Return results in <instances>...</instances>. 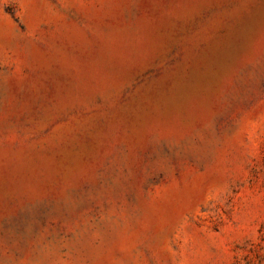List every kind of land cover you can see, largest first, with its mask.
Instances as JSON below:
<instances>
[{
	"label": "rangeland",
	"instance_id": "1",
	"mask_svg": "<svg viewBox=\"0 0 264 264\" xmlns=\"http://www.w3.org/2000/svg\"><path fill=\"white\" fill-rule=\"evenodd\" d=\"M0 264H264V0H0Z\"/></svg>",
	"mask_w": 264,
	"mask_h": 264
}]
</instances>
